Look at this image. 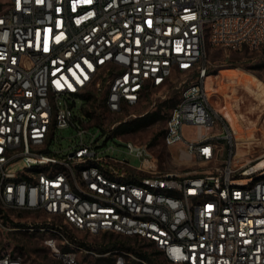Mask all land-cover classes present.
Masks as SVG:
<instances>
[{
    "label": "built area",
    "instance_id": "built-area-1",
    "mask_svg": "<svg viewBox=\"0 0 264 264\" xmlns=\"http://www.w3.org/2000/svg\"><path fill=\"white\" fill-rule=\"evenodd\" d=\"M209 43L263 44L264 0L4 1L0 264H29L8 231L41 234L62 264H264V152L242 159L236 128L213 104ZM190 70L163 134L181 172L161 170L148 142L127 140L138 165L112 155L100 129L121 120L91 132L92 115L75 110L91 112L103 92L122 112ZM69 126L74 142L56 147ZM81 233L147 244L100 249Z\"/></svg>",
    "mask_w": 264,
    "mask_h": 264
},
{
    "label": "rangeland",
    "instance_id": "rangeland-1",
    "mask_svg": "<svg viewBox=\"0 0 264 264\" xmlns=\"http://www.w3.org/2000/svg\"><path fill=\"white\" fill-rule=\"evenodd\" d=\"M5 0H0V6ZM209 68L214 73L209 74L208 82L213 104L222 110L231 124L249 129L257 139L251 145L239 147L238 151L242 159L257 156L264 152V43L258 47L247 45L241 48L209 43L207 45ZM193 77V70L184 74L175 75L170 86L166 88H153L149 90L145 98L139 103L127 107L122 112L110 111L102 99L103 92H94L90 98V108L92 117L96 124H92L89 129L91 132L98 130L101 125L108 127L119 120H126L140 116L147 111L159 110L165 117L159 118L147 126L134 131H121L119 129L107 130L101 128L100 132L105 133L108 139L105 145L109 146L108 152L112 155L127 159L131 164L138 165L141 158L127 151L126 143L128 139L138 142H148L159 158V168L163 171L181 172L186 168L178 160L177 149L173 147L174 155L163 142L162 131L166 125V117L171 106L178 100L182 87ZM244 81L256 82L249 91ZM237 93V94H236ZM241 94V95H240ZM238 95L242 96L243 102L235 104L239 123L229 117L227 110L234 106ZM81 100H79L80 104ZM233 105V106H232ZM263 105V106H262ZM78 114L91 119V115L86 113L81 106L75 108ZM192 126L186 127L189 134L194 132ZM76 129L74 126L58 128L57 137L54 140L56 147H67L74 142L73 135ZM89 136V135H88ZM102 142L105 136L100 139ZM18 165L17 167H20ZM81 238L99 248L101 243L109 240L120 239L121 241L135 244L136 247L146 246V242L134 236L108 235V234H80ZM4 239L10 246L17 244L23 247L26 260L29 264H62L56 259L51 249L44 243L43 236L37 233L26 231H8L3 234ZM119 243H117V246Z\"/></svg>",
    "mask_w": 264,
    "mask_h": 264
},
{
    "label": "trees",
    "instance_id": "trees-1",
    "mask_svg": "<svg viewBox=\"0 0 264 264\" xmlns=\"http://www.w3.org/2000/svg\"><path fill=\"white\" fill-rule=\"evenodd\" d=\"M211 73H214V71L209 68L208 74H211ZM89 114L92 115V112H89ZM162 117H165V115L161 114L159 110L147 111L146 113H144L140 116H136L134 118L122 120L116 128L121 130V131H134V130H137V129L142 128L144 126H147L150 123H152V122H154L157 119L162 118ZM167 117H168V114H167ZM167 117H166V121H167ZM99 124H101V123H99ZM164 132H165V128L162 131V138H163ZM112 236H114V235H112ZM136 238L138 239V236H136ZM125 242L126 241H123V240L121 241L120 239L115 238L113 240L107 241L106 243L100 244L99 248L104 249L106 247H114L117 245V243H119V245H121V246H126ZM20 248L23 249V247H20ZM157 264H160V263L157 262Z\"/></svg>",
    "mask_w": 264,
    "mask_h": 264
},
{
    "label": "bare ground",
    "instance_id": "bare-ground-1",
    "mask_svg": "<svg viewBox=\"0 0 264 264\" xmlns=\"http://www.w3.org/2000/svg\"><path fill=\"white\" fill-rule=\"evenodd\" d=\"M208 77H209V74L207 76V88L209 91L210 98L212 99L210 89H209ZM244 83L247 86L246 88L248 91L251 88H254V90L256 91L257 88L255 89V87L253 86L256 82L244 81ZM240 95H238L235 102L233 103L234 106L232 105L233 107L227 110L229 117L234 121V123H239V118L236 115L237 111L235 109V104H237V103L239 104V103L243 102V100H241L242 96H240ZM219 110H221V109H219ZM221 112H222V110H221ZM235 128L237 130V138H238L240 147L245 146V145H251L257 139V136L253 132H251L249 129L245 130L240 125L236 126ZM238 153L240 154V151Z\"/></svg>",
    "mask_w": 264,
    "mask_h": 264
}]
</instances>
